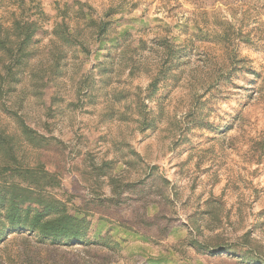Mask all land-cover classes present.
<instances>
[{
    "label": "rangeland",
    "instance_id": "obj_1",
    "mask_svg": "<svg viewBox=\"0 0 264 264\" xmlns=\"http://www.w3.org/2000/svg\"><path fill=\"white\" fill-rule=\"evenodd\" d=\"M65 8L74 46L54 33ZM39 10L0 127L50 138L17 153L57 175L46 190L86 215L88 241L11 233L0 264H264V0H0V22Z\"/></svg>",
    "mask_w": 264,
    "mask_h": 264
},
{
    "label": "trees",
    "instance_id": "obj_2",
    "mask_svg": "<svg viewBox=\"0 0 264 264\" xmlns=\"http://www.w3.org/2000/svg\"><path fill=\"white\" fill-rule=\"evenodd\" d=\"M77 3L80 7L75 11L76 17L88 19L87 25L97 29L98 37L105 34L108 30L107 22L89 16L84 5ZM67 10H59L62 23L54 29V33L58 43L74 46L79 44V29L66 23ZM38 14L37 18L21 14L10 25L0 22V51L4 55V59L0 57V82L7 81L11 85L26 76L28 62L34 55V37L42 28L39 19L46 16L44 11L39 10ZM56 41H53V46H56L57 52H53L49 68L52 76L59 73L60 61L64 56ZM28 73L33 75L31 71ZM157 83L158 78L150 84L149 89H155ZM15 120L17 131L14 133L0 127V240L11 233L29 232L40 241L51 243L88 241L86 235L89 222L86 215L81 212L71 213L62 199L46 190L47 187L59 184L57 175L43 166L26 164L17 153V141H25L39 148L46 146L50 138L29 126L21 117L16 116ZM151 263L159 261L151 260Z\"/></svg>",
    "mask_w": 264,
    "mask_h": 264
}]
</instances>
